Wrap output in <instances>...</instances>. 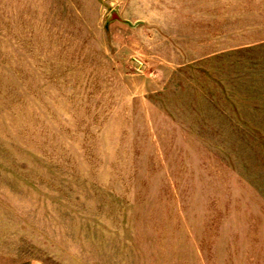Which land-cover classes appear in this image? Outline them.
<instances>
[{
  "label": "rangeland",
  "instance_id": "obj_1",
  "mask_svg": "<svg viewBox=\"0 0 264 264\" xmlns=\"http://www.w3.org/2000/svg\"><path fill=\"white\" fill-rule=\"evenodd\" d=\"M235 256L264 264V0H0V264Z\"/></svg>",
  "mask_w": 264,
  "mask_h": 264
},
{
  "label": "crops",
  "instance_id": "obj_2",
  "mask_svg": "<svg viewBox=\"0 0 264 264\" xmlns=\"http://www.w3.org/2000/svg\"><path fill=\"white\" fill-rule=\"evenodd\" d=\"M254 50H255V48H254ZM225 264H255V263H253V261H251L247 258L242 260V259L238 258L237 256H235L233 259V262H229V263L225 262Z\"/></svg>",
  "mask_w": 264,
  "mask_h": 264
}]
</instances>
